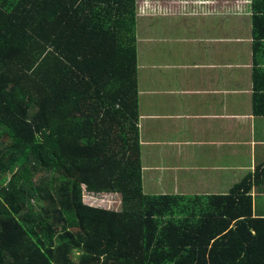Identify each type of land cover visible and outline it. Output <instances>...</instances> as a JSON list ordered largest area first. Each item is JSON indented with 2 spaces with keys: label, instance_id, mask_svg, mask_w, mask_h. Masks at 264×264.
I'll list each match as a JSON object with an SVG mask.
<instances>
[{
  "label": "trees",
  "instance_id": "obj_1",
  "mask_svg": "<svg viewBox=\"0 0 264 264\" xmlns=\"http://www.w3.org/2000/svg\"><path fill=\"white\" fill-rule=\"evenodd\" d=\"M136 8L0 0V264H264V163L228 194L144 192ZM85 192L119 194L121 210Z\"/></svg>",
  "mask_w": 264,
  "mask_h": 264
},
{
  "label": "crops",
  "instance_id": "obj_2",
  "mask_svg": "<svg viewBox=\"0 0 264 264\" xmlns=\"http://www.w3.org/2000/svg\"><path fill=\"white\" fill-rule=\"evenodd\" d=\"M136 6L137 19H149L150 35L137 58L143 178L166 172L169 190L154 195L228 194L264 163V116L253 110L255 66L264 82V39L254 37L264 0ZM261 183L253 190L255 215H264Z\"/></svg>",
  "mask_w": 264,
  "mask_h": 264
},
{
  "label": "rangeland",
  "instance_id": "obj_3",
  "mask_svg": "<svg viewBox=\"0 0 264 264\" xmlns=\"http://www.w3.org/2000/svg\"><path fill=\"white\" fill-rule=\"evenodd\" d=\"M138 50H148L149 46V31H148V23L149 19H138ZM149 56V55H147ZM143 153L148 161V163L153 164L151 155L152 151L150 147H145ZM149 164V166H150ZM160 173L159 177H152L149 179L147 176L143 178L144 190L147 192L146 194L154 195L156 192H161L160 189L166 190L169 186V180L166 172H158ZM158 173L155 175L158 176ZM37 179V178H36ZM169 190V189H167ZM159 195V194H158ZM84 203L94 207H101L105 209L119 211L121 210V196L119 194H89L84 193Z\"/></svg>",
  "mask_w": 264,
  "mask_h": 264
}]
</instances>
